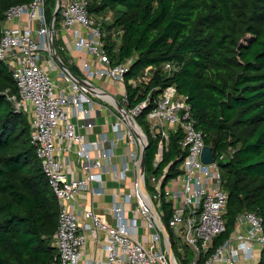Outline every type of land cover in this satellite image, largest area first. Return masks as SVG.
<instances>
[{
    "label": "built area",
    "instance_id": "built-area-1",
    "mask_svg": "<svg viewBox=\"0 0 264 264\" xmlns=\"http://www.w3.org/2000/svg\"><path fill=\"white\" fill-rule=\"evenodd\" d=\"M91 1H55L59 18L55 28V19L52 25V20H47L45 0H30L9 7L0 27V61L9 69L17 88L8 98L15 111L28 117L30 142L58 204L55 264H79L87 233L92 231L104 234L107 255L103 262L87 264H184L185 247L192 254L186 264H256V253L264 247V230L255 212L240 213L234 230L211 249L214 239L226 231L227 192L222 187L219 164L232 157L233 149L214 153L210 146L213 162L201 161L206 145L203 134L195 127L186 96L179 95L174 86L152 97L153 87L139 104L127 105L124 75L130 60L111 63L102 26L110 18L90 12ZM64 31L72 35L77 49L91 56L92 60L83 62L81 74L72 71L58 54L65 49L58 43ZM163 69L172 73L178 66L166 62ZM154 70L152 66L144 68L128 84L133 88L146 86ZM97 79L122 83L121 100L98 86ZM149 104L144 128L136 117ZM96 111L112 118V139L105 133L89 137ZM176 132L185 152L178 174L166 180L168 168H164L146 176L142 155L148 137L156 141L152 167L157 168L168 151L170 135ZM118 143L127 148L120 167L112 161ZM73 161L80 167L77 176L69 175ZM107 173L117 181L128 180L130 189L123 195L114 194L110 222L87 210L83 212L87 222L82 226L75 212V197L82 191L102 193ZM147 177L152 192L146 188ZM140 181L145 195L140 191ZM127 202H132V212L140 215L148 241L138 238L140 223L128 215L124 207ZM162 202L168 204L166 226L161 220L165 213ZM166 227L175 237L176 251Z\"/></svg>",
    "mask_w": 264,
    "mask_h": 264
},
{
    "label": "trees",
    "instance_id": "trees-1",
    "mask_svg": "<svg viewBox=\"0 0 264 264\" xmlns=\"http://www.w3.org/2000/svg\"><path fill=\"white\" fill-rule=\"evenodd\" d=\"M29 1L0 0V27L9 7ZM55 1L45 0L48 21ZM89 10L110 14L104 48L111 63L130 60L124 75L129 107L153 87L152 97L174 86L186 96L204 143L214 153L233 149L232 157L219 164L227 192L226 231L211 249L228 237L244 211L259 215L264 230V0H92ZM58 20L57 13L55 28ZM112 30L121 31L118 45L110 41ZM166 62L178 69L166 72ZM148 66L155 70L146 86L131 87L128 80ZM16 90L0 61V264H55L58 204L30 142L28 117L8 98ZM150 106L136 117L142 127ZM180 138L179 132L170 135L168 151L153 168L156 141L148 137V175L164 168L166 180L178 174L185 155ZM145 184L148 189L147 178ZM162 207L166 226L168 204ZM256 264H264V247Z\"/></svg>",
    "mask_w": 264,
    "mask_h": 264
},
{
    "label": "crops",
    "instance_id": "crops-1",
    "mask_svg": "<svg viewBox=\"0 0 264 264\" xmlns=\"http://www.w3.org/2000/svg\"><path fill=\"white\" fill-rule=\"evenodd\" d=\"M110 18V14L105 15ZM110 41H113L116 45L120 43V30H112L110 31ZM108 34V31H107ZM107 36V35H106ZM106 38V37H105ZM60 45L63 44L65 49L63 50V59L66 61L68 66L72 71L77 74H81L82 64L85 61L92 60L91 56L84 50H79L75 47L73 37L68 31L62 32V37L58 42ZM96 84H109L113 86L115 83L111 81L104 80H96ZM122 86V83H118ZM123 91H124V86ZM98 91V90H96ZM107 91V90H106ZM123 91L121 93H123ZM116 93V92H114ZM112 93V94H114ZM93 119L95 122V127L93 134L89 137L94 138L96 135L100 133H105L110 139L114 136L111 131L110 123L112 118L108 113L104 111H96L93 115ZM127 148L124 144L118 143L113 149L112 161L115 163L117 167L121 165V159L123 155L126 153ZM74 162V166L71 165L68 167L70 176H77L79 173V165ZM104 189L102 193H92V191H82L75 197V212L79 216V223L83 226L87 222V220L83 217V212L87 210L94 211L95 214L101 217L104 221H111V213L110 209L113 205L114 194L123 195L130 189V185L127 181H117L111 173H107L104 175ZM96 185L92 184V190H95ZM125 210L127 211L129 216H133L138 219L140 223L139 232L137 236L142 241H148L149 235L142 227V221L140 215L138 213H133V203L127 202L124 203ZM260 251H257V256L259 258ZM107 252L105 250V236L100 231H92L87 233L84 253L79 261V264H87L91 261L94 262H103L106 260Z\"/></svg>",
    "mask_w": 264,
    "mask_h": 264
},
{
    "label": "rangeland",
    "instance_id": "rangeland-1",
    "mask_svg": "<svg viewBox=\"0 0 264 264\" xmlns=\"http://www.w3.org/2000/svg\"><path fill=\"white\" fill-rule=\"evenodd\" d=\"M105 24H106V23H103L102 26L104 27V29H105V31H106L105 33H106V35L108 36L109 33L107 34V30H106V25H105ZM107 36H106V37H107ZM58 51H59V50H58ZM60 56L63 57L62 54H61ZM61 60H62L65 64H67L66 61H65L63 58H61ZM67 65H68V64H67ZM52 77H53V74H52ZM58 82H59L60 84H63V83H64V82H63L62 80H60V79H59ZM98 86L104 88V89L107 90V92H109L110 94L116 92V93H114L115 97H117V99L121 100V92L123 91V87H122L120 84L115 83L113 86H110L109 84H101V85H98ZM143 124H145V123H143ZM146 176H148V173H146ZM147 182H149L148 177H147ZM147 185H148V189H149V191L152 192L149 183H148ZM171 239H172V242H173V241L175 242V243H174V247H175V251H176L177 244H176V241H175V237H174L172 234H171ZM185 251H186V259L189 260V259L192 257L191 251H190L187 247H185ZM176 254H177V257H178V259H179V255H178V253H176Z\"/></svg>",
    "mask_w": 264,
    "mask_h": 264
},
{
    "label": "water",
    "instance_id": "water-1",
    "mask_svg": "<svg viewBox=\"0 0 264 264\" xmlns=\"http://www.w3.org/2000/svg\"><path fill=\"white\" fill-rule=\"evenodd\" d=\"M56 3H59V0H56ZM57 7L54 8V11L52 13V17H51V25L53 24V21L57 15ZM144 157H145V152L142 155V166L144 165ZM201 161L205 164H209L213 162V157H212V149L209 145H204L202 148V152H201ZM144 188V187H143ZM144 192L146 193V190L144 188ZM163 225V223H162ZM164 227V225H163ZM165 230V227H164ZM165 232L167 233V231L165 230Z\"/></svg>",
    "mask_w": 264,
    "mask_h": 264
},
{
    "label": "bare ground",
    "instance_id": "bare-ground-1",
    "mask_svg": "<svg viewBox=\"0 0 264 264\" xmlns=\"http://www.w3.org/2000/svg\"><path fill=\"white\" fill-rule=\"evenodd\" d=\"M94 91H96V89H93ZM98 92V91H97ZM139 188H140V191H141V193L143 194V195H145V193H144V190H143V186H142V182L140 181V183H139Z\"/></svg>",
    "mask_w": 264,
    "mask_h": 264
}]
</instances>
